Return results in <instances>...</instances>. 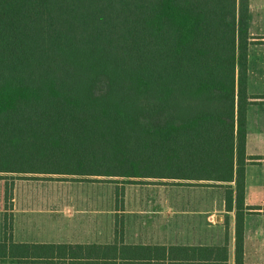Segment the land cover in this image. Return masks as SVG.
Returning <instances> with one entry per match:
<instances>
[{
    "label": "trees",
    "instance_id": "16d2710c",
    "mask_svg": "<svg viewBox=\"0 0 264 264\" xmlns=\"http://www.w3.org/2000/svg\"><path fill=\"white\" fill-rule=\"evenodd\" d=\"M256 39L249 0H0L7 199L30 177L222 188L244 264L246 116L264 102L248 91ZM3 216L0 264L228 262L225 246L126 244L118 217L110 244L19 242Z\"/></svg>",
    "mask_w": 264,
    "mask_h": 264
},
{
    "label": "rangeland",
    "instance_id": "374dc122",
    "mask_svg": "<svg viewBox=\"0 0 264 264\" xmlns=\"http://www.w3.org/2000/svg\"><path fill=\"white\" fill-rule=\"evenodd\" d=\"M252 32L257 41L249 49L248 91L264 95V21L263 29ZM253 112L262 116L264 109ZM251 123V128L264 132V116ZM255 143L253 149H264V140ZM30 178L14 180L11 200L0 183V237L6 212L20 241L81 236L108 242L117 217L123 219L127 243L208 245L229 240L224 232L231 215L224 209L222 188L163 181L125 184L106 179ZM116 188H123L122 204L115 203Z\"/></svg>",
    "mask_w": 264,
    "mask_h": 264
},
{
    "label": "crops",
    "instance_id": "0c3cea01",
    "mask_svg": "<svg viewBox=\"0 0 264 264\" xmlns=\"http://www.w3.org/2000/svg\"><path fill=\"white\" fill-rule=\"evenodd\" d=\"M264 21V0H249V33L251 36L256 37L252 31L254 29H263ZM250 49V48H249ZM248 67H249V57H248ZM249 75V70H248ZM252 94V93H251ZM263 95V94H262ZM254 108L264 109V102L253 104L248 107L247 110V136H246V157L248 158L247 165L245 167V206L246 211L243 220V261L246 264H264V149L252 148V142H259L264 140V132L259 131V129L251 128V121L257 120L264 116H258L259 113L253 112ZM263 132V133H262ZM257 144V143H255ZM231 218L229 221V228L224 232L225 237L229 240H225L223 243L214 244H165L167 248L175 246L183 247H222L225 246L228 251V262L227 264H233V252L235 246V231H234V213H229ZM228 223V222H227ZM13 226V224H12ZM14 227V226H13ZM114 231V229H113ZM78 234H80L78 232ZM77 234V236H78ZM199 236L203 235V232L198 233ZM78 236L76 240H73L72 236L59 237L53 241H24L16 240L14 236L13 228V238L15 241L27 242V243H54V244H110L113 240V233L111 239L108 242H91L86 239H79ZM124 243L133 245H164V244H143V243H127L125 241L124 232ZM198 256V255H197ZM84 264V263H83ZM165 264H175L170 261H166ZM177 264V263H176ZM182 264H211L205 263L203 259L199 257L195 260L184 261Z\"/></svg>",
    "mask_w": 264,
    "mask_h": 264
}]
</instances>
